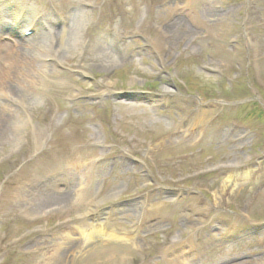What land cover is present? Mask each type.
<instances>
[{
  "label": "rangeland",
  "instance_id": "obj_1",
  "mask_svg": "<svg viewBox=\"0 0 264 264\" xmlns=\"http://www.w3.org/2000/svg\"><path fill=\"white\" fill-rule=\"evenodd\" d=\"M79 1L32 3L86 22L17 86L0 264H264V0ZM102 35L123 58L82 71Z\"/></svg>",
  "mask_w": 264,
  "mask_h": 264
},
{
  "label": "bare ground",
  "instance_id": "obj_2",
  "mask_svg": "<svg viewBox=\"0 0 264 264\" xmlns=\"http://www.w3.org/2000/svg\"><path fill=\"white\" fill-rule=\"evenodd\" d=\"M79 2L83 3L81 0ZM32 3L33 0H0V137L8 133L9 123L13 120L10 108L20 102L21 98L17 86L20 85L25 90H29V88L39 89V83L34 77L39 76L37 79L41 78L49 66L56 65L53 62L48 66L42 63L41 59L40 61L35 59L33 55L49 53L51 56L46 58H61L63 53L59 45L55 44L56 39L61 40L64 35L68 36L71 32L68 29L70 27L73 29L75 23L80 22L84 25L86 22L84 13L78 15L80 9L77 8L78 17L75 15L76 12H73L72 15L64 19L68 21V25L58 28V32H53L51 30L56 28L53 26L54 20L51 15L47 14V10H45L46 14L39 11ZM8 16L11 17V24L14 26L23 23L25 28L22 33L33 28H36V33L29 40L22 39L19 37V32L9 24L6 19ZM43 28H50L48 30L50 32L47 33L50 39L48 41L44 37L45 32L38 33ZM100 39L101 41L94 46H91L90 41L78 44L79 50L77 52L80 55L82 71L94 66L83 62L88 52L94 54L92 59L98 60L99 67L103 70L113 68L123 58V55L117 54L113 50L103 49L102 43L108 42L109 37L102 35Z\"/></svg>",
  "mask_w": 264,
  "mask_h": 264
}]
</instances>
